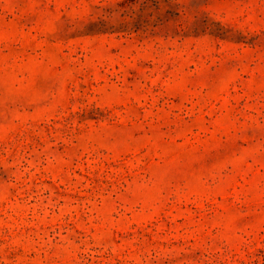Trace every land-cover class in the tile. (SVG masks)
Returning a JSON list of instances; mask_svg holds the SVG:
<instances>
[{
  "label": "rangeland",
  "instance_id": "obj_1",
  "mask_svg": "<svg viewBox=\"0 0 264 264\" xmlns=\"http://www.w3.org/2000/svg\"><path fill=\"white\" fill-rule=\"evenodd\" d=\"M0 264H264V0H0Z\"/></svg>",
  "mask_w": 264,
  "mask_h": 264
}]
</instances>
